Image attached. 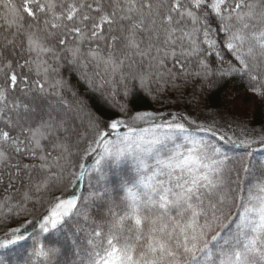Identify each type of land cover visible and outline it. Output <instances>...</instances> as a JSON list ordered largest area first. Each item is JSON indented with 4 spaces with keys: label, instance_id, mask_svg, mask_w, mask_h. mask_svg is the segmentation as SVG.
I'll use <instances>...</instances> for the list:
<instances>
[{
    "label": "snow or ice",
    "instance_id": "snow-or-ice-1",
    "mask_svg": "<svg viewBox=\"0 0 264 264\" xmlns=\"http://www.w3.org/2000/svg\"><path fill=\"white\" fill-rule=\"evenodd\" d=\"M264 0H0V264H264Z\"/></svg>",
    "mask_w": 264,
    "mask_h": 264
},
{
    "label": "trees",
    "instance_id": "trees-1",
    "mask_svg": "<svg viewBox=\"0 0 264 264\" xmlns=\"http://www.w3.org/2000/svg\"><path fill=\"white\" fill-rule=\"evenodd\" d=\"M250 117L259 122L261 119H264V109L255 107L254 111L249 112Z\"/></svg>",
    "mask_w": 264,
    "mask_h": 264
},
{
    "label": "rangeland",
    "instance_id": "rangeland-1",
    "mask_svg": "<svg viewBox=\"0 0 264 264\" xmlns=\"http://www.w3.org/2000/svg\"><path fill=\"white\" fill-rule=\"evenodd\" d=\"M255 107H250V112L254 111Z\"/></svg>",
    "mask_w": 264,
    "mask_h": 264
}]
</instances>
